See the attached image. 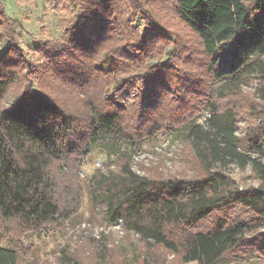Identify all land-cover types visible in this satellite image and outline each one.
Masks as SVG:
<instances>
[{"label": "trees", "instance_id": "16d2710c", "mask_svg": "<svg viewBox=\"0 0 264 264\" xmlns=\"http://www.w3.org/2000/svg\"><path fill=\"white\" fill-rule=\"evenodd\" d=\"M66 1L78 17L59 39L35 49L44 60L38 67L21 49L22 22L0 0V44L8 50L0 57V101L26 82L10 105L0 102V219L31 232L68 220L76 190L66 183L69 194L60 200L59 176L98 143L125 151L117 154L118 171L90 181L103 220L185 263L214 264L264 227V0ZM31 75L76 80L87 104L70 107L63 92L32 87ZM98 86L101 94H90ZM165 100L171 106L163 107ZM246 108L256 123L239 135ZM161 134L183 138L191 175L134 170L126 150ZM233 164L250 166L259 185L239 186ZM229 210L245 214L219 215ZM208 218L213 227L196 232ZM17 257L0 248V264H17ZM71 261L79 264L68 253L64 264Z\"/></svg>", "mask_w": 264, "mask_h": 264}, {"label": "rangeland", "instance_id": "374dc122", "mask_svg": "<svg viewBox=\"0 0 264 264\" xmlns=\"http://www.w3.org/2000/svg\"><path fill=\"white\" fill-rule=\"evenodd\" d=\"M5 4L8 13L23 24V30H18V34L24 57L38 67L44 64V60L35 49L45 42L59 39L64 30L78 17V13L66 0H6ZM5 43L0 44V57L8 53ZM107 65L106 62L104 66ZM54 79V75L49 76L50 81L31 75L28 81L37 89L50 86L63 92V98L68 100L67 104L72 108L81 107L80 101L86 103L87 98L79 97L74 90L78 85L76 80L71 79L67 83L59 80L57 83L52 82ZM99 82L103 85L102 81ZM25 85L26 82L16 83L8 96L0 102H4L6 106L10 105L12 98H15ZM254 85L256 83L245 86L244 93L252 92ZM85 89L88 87L85 86ZM100 91L102 88L98 86L90 94H101ZM72 92L77 98L71 97L70 100ZM167 99L169 100L168 97ZM168 100H165L163 107L171 106ZM243 111L244 109L239 113V135H243L248 126L256 123L254 118L247 114V108L244 113ZM183 141V138L176 134H161L126 150L127 158L130 159L134 170L152 177L191 175L193 165L184 162L185 157L190 154L189 147ZM121 152L125 151L106 149L97 143L80 164L72 166V170L63 168L59 176V199L63 200V196L67 197L69 194L66 183L76 190L68 197L74 201L69 211V219L59 220L58 224L47 232H31L21 228L16 221L0 219V248L17 250V264H64L68 253L73 255L79 264H198L197 261L185 263L181 254H175L161 246L150 248L138 235L125 231L121 223L110 224L103 220V209L92 202L90 181L98 172L118 171L122 159L117 154ZM230 171L241 187L259 185L250 166L241 169L233 164ZM244 214L243 210L240 214L229 210L227 216L219 215L227 220H239ZM214 221L215 219L210 218L203 220L194 230L206 232L213 227ZM73 263L71 261L68 264ZM214 264H264V227L248 233L234 251L225 254Z\"/></svg>", "mask_w": 264, "mask_h": 264}]
</instances>
